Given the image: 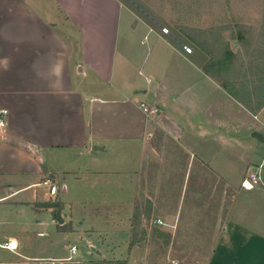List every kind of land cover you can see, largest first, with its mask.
<instances>
[{"label":"crops","instance_id":"crops-1","mask_svg":"<svg viewBox=\"0 0 264 264\" xmlns=\"http://www.w3.org/2000/svg\"><path fill=\"white\" fill-rule=\"evenodd\" d=\"M207 61L130 0H0V245L18 246L0 250L15 264L69 260L43 239L74 236L60 219L69 206L125 201L158 131L215 172H227L220 157L259 166V187L237 183L207 264H264V120ZM18 234L36 237L31 253Z\"/></svg>","mask_w":264,"mask_h":264},{"label":"rangeland","instance_id":"rangeland-1","mask_svg":"<svg viewBox=\"0 0 264 264\" xmlns=\"http://www.w3.org/2000/svg\"><path fill=\"white\" fill-rule=\"evenodd\" d=\"M130 1L162 32L165 29L175 36L188 40V35L202 45L208 44L219 66L228 61L220 70L221 83L237 98L253 106L264 101V0ZM229 52L234 56L229 57ZM258 113L264 120V108ZM150 145L152 153L134 174L136 181L123 182L128 189L125 201L83 205L84 213L81 208L66 207L60 216L62 229L74 236L68 240L59 236L55 243L43 240L53 246H48L52 256L69 255L72 246L77 247V254L56 264H97L103 260L207 264L235 187L246 173L238 171L240 164L228 157L216 160L227 172H215L158 131ZM214 153L222 154L220 150ZM17 239L28 253L32 252V242H37L36 237L23 234ZM13 258L0 250V264H15Z\"/></svg>","mask_w":264,"mask_h":264},{"label":"trees","instance_id":"trees-1","mask_svg":"<svg viewBox=\"0 0 264 264\" xmlns=\"http://www.w3.org/2000/svg\"><path fill=\"white\" fill-rule=\"evenodd\" d=\"M186 38H188V40H190L191 42H193L207 57H208V61L204 67V72L206 75H208L210 78H212L214 81H216L217 83H219L221 85V87L235 100L237 101L243 108H245L249 113H251L253 116H256V113L258 111H260L261 108L264 107V101L260 104H258L257 106H253L252 104H250V102L241 100L239 98H237L235 95H233L229 89V86L227 85H222L221 81H222V72H220V70L223 67V64L225 63H229L228 61H224L221 63V66H219V61H216L215 58L213 57V54L210 52V50L208 49V44H200L199 41L196 38H192L189 37L188 35L186 36ZM229 57H233L234 54H232L231 52H229L227 54ZM96 264V263H95ZM97 264H124L122 261H116V262H112V261H107V260H103L101 262H97Z\"/></svg>","mask_w":264,"mask_h":264},{"label":"built area","instance_id":"built-area-1","mask_svg":"<svg viewBox=\"0 0 264 264\" xmlns=\"http://www.w3.org/2000/svg\"><path fill=\"white\" fill-rule=\"evenodd\" d=\"M164 33H168L167 30H163ZM183 49L186 53H190L191 49L187 48L186 46H183ZM140 107L142 108V111L146 116H150L152 114L156 113V110L150 111L148 108L141 104ZM6 115V111L0 112V127H3L5 122L3 120V117ZM260 186V179H259V166L258 167H251L249 171L246 173L245 177L242 179L240 183V188L242 190L251 191L255 188ZM51 194L55 195L56 190L55 188H51ZM17 242L15 240H8L3 245H0L1 249L7 250V251H16L17 249ZM69 257L73 258L77 254V247L72 246L68 249Z\"/></svg>","mask_w":264,"mask_h":264}]
</instances>
